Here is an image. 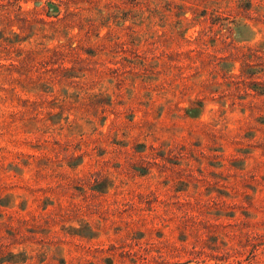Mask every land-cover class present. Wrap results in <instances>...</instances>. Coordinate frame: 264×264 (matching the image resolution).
<instances>
[{"label": "rangeland", "instance_id": "rangeland-1", "mask_svg": "<svg viewBox=\"0 0 264 264\" xmlns=\"http://www.w3.org/2000/svg\"><path fill=\"white\" fill-rule=\"evenodd\" d=\"M0 264H264V0H0Z\"/></svg>", "mask_w": 264, "mask_h": 264}]
</instances>
